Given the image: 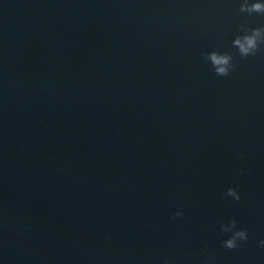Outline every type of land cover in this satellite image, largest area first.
Listing matches in <instances>:
<instances>
[{"label": "water", "instance_id": "95a60500", "mask_svg": "<svg viewBox=\"0 0 264 264\" xmlns=\"http://www.w3.org/2000/svg\"><path fill=\"white\" fill-rule=\"evenodd\" d=\"M242 2L0 0V264H264V45L232 46L264 15Z\"/></svg>", "mask_w": 264, "mask_h": 264}, {"label": "clouds", "instance_id": "9594fccd", "mask_svg": "<svg viewBox=\"0 0 264 264\" xmlns=\"http://www.w3.org/2000/svg\"><path fill=\"white\" fill-rule=\"evenodd\" d=\"M239 10L241 13H247L249 15L254 13L264 15V2H260V0H251V2L250 0H243ZM240 30L243 34L235 37L232 46L238 50L242 58L256 55L261 50V45H264V27L251 28L241 25ZM203 62L210 63L212 70L220 77L229 76L236 67L230 53H221L215 50L205 53L203 55ZM227 195L236 201L242 199L241 194L235 188H229ZM182 215V212H177L173 218L175 219ZM221 231L224 233H232L228 239L223 241V246L230 250L236 249L240 242L249 239L248 232L245 229L237 228L236 220L222 223ZM259 243L264 247V240H261ZM205 264H214V255H208V260Z\"/></svg>", "mask_w": 264, "mask_h": 264}]
</instances>
